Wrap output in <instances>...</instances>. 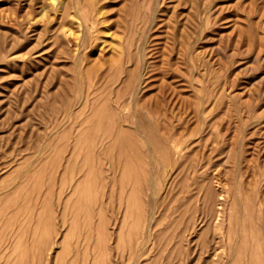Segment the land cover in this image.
<instances>
[{
    "label": "rangeland",
    "instance_id": "374dc122",
    "mask_svg": "<svg viewBox=\"0 0 264 264\" xmlns=\"http://www.w3.org/2000/svg\"><path fill=\"white\" fill-rule=\"evenodd\" d=\"M35 1L0 0V255L8 251L0 256V264L7 260V264H91L95 254L98 264H235L238 257V264H263L256 260H264V0H38L44 7ZM95 17L98 24L92 22ZM58 28L60 34H56ZM76 40L82 41L81 46L78 53H72ZM65 50H71L72 57ZM134 59L140 60L135 70ZM127 67L139 70L138 77L146 76L136 102H130L132 89L125 94L130 108L124 115L131 117L129 124L134 126L140 120L153 123L157 133L166 137L160 156L173 155L175 162L183 159L187 169L177 175L174 163L165 160L158 168L152 162L146 168L147 176L159 186L155 217L160 223L156 230L167 234L164 240L145 242L141 236L144 221L137 211L142 204L135 202L132 216L128 214L125 220L126 193L118 181L114 198L104 197L115 208H105L101 232L98 217L92 216L96 220L94 245V239L90 243L80 237L87 230L86 214L72 226L69 208L68 223L63 225L61 202L72 192L77 175L68 170L64 186L61 177L70 159L77 157L78 163H85L88 152L95 151L96 160L104 158L108 164L109 158L102 152L110 142L98 138V134L105 136L104 129L91 135V141L87 134L82 137V132L94 108L103 109L109 100L105 91L113 84L106 87L107 83L117 71L121 79L127 78ZM64 77L69 78L74 91L63 93L59 82ZM87 83H93L91 95L86 92ZM145 99L157 107L154 116L152 110L140 105ZM59 104H64L63 108ZM140 150L150 159L153 152L148 144ZM104 181L112 186L106 177ZM198 181L215 193L213 218L202 200L204 190L196 188ZM182 184H187L194 202L182 217L184 224L178 225L174 209L179 202L172 199V191L182 202L187 200L181 193ZM60 187L65 190L62 197ZM222 188L227 197L221 219H217L216 199ZM123 193L125 202L120 198ZM93 200H97L94 190ZM148 203L149 211L152 203ZM189 215L196 220L188 221ZM181 231L185 236L179 239ZM98 234L106 237L103 243L97 244ZM240 237L251 244L245 243L242 254ZM251 237L258 243L253 244ZM254 249L260 251L256 260L251 259Z\"/></svg>",
    "mask_w": 264,
    "mask_h": 264
},
{
    "label": "bare ground",
    "instance_id": "6f19581e",
    "mask_svg": "<svg viewBox=\"0 0 264 264\" xmlns=\"http://www.w3.org/2000/svg\"><path fill=\"white\" fill-rule=\"evenodd\" d=\"M40 1V0H39ZM43 1V0H42ZM55 1V0H54ZM53 1V2H54ZM57 1V0H56ZM55 1V2H56ZM61 2H64L63 0H60ZM60 1L58 2V3H60ZM33 2H34V0H33ZM35 2H37L38 3V0L37 1H35ZM57 3V2H56ZM39 4V3H38ZM45 4V3H44ZM51 4H52V1H51ZM63 3H61V5H62ZM41 4H39V6H40ZM43 5V4H42ZM41 5V6H42ZM47 6V5H46ZM45 6V7H46ZM64 6V5H63ZM161 6V5H160ZM43 7H44V5H43ZM161 8H163L162 6H161ZM68 9V8H67ZM64 10V9H63ZM65 12H66V10H64ZM68 11L69 10H67V13H68ZM100 11H101V9H100ZM64 13V12H63ZM98 14H99V12H97ZM101 13H103V12H100V14ZM75 14H77V13H75ZM96 15V16H99V15ZM63 15V14H62ZM68 15H70V12H69V14ZM72 16H73V14H72ZM75 16V15H74ZM77 17L79 18V16L77 15ZM63 18V17H62ZM96 19V17L95 18H93L92 19V22L93 23H97L98 24V22L96 21V20H98V17H97V19ZM60 20V19H59ZM62 20V19H61ZM60 20V21H61ZM48 21H49V18H48ZM55 21V20H54ZM59 21V22H60ZM64 20H62V22H63ZM50 22V21H49ZM53 22V21H52ZM48 23V22H47ZM51 23V22H50ZM50 23H48V24H50ZM53 24V23H52ZM55 24V23H54ZM58 24H60V23H58ZM63 24V23H62ZM49 26H51V25H49ZM60 26V25H59ZM63 27H65L64 25H62ZM97 26V25H96ZM52 27V26H51ZM55 27V26H54ZM63 27H61L60 26V29L61 28H63ZM99 27V26H98ZM66 28V27H65ZM54 29V28H53ZM69 29V28H68ZM93 29V28H92ZM52 30V29H51ZM55 30V29H54ZM90 30V29H89ZM48 31V30H47ZM56 31V30H55ZM58 32H56V34L58 33V34H60L59 33V28H58V30H57ZM68 31V30H67ZM69 31H71V30H69ZM92 32H94V31H92ZM50 33V32H49ZM69 33V32H68ZM72 33V32H71ZM71 33H70V35H71ZM55 34V33H54ZM51 35V34H50ZM52 36V35H51ZM61 36V35H60ZM55 37V36H54ZM69 37V36H68ZM71 37V36H70ZM81 37V36H80ZM77 38H78V36H77ZM59 39V38H58ZM61 39V38H60ZM71 40V39H70ZM69 40V41H70ZM75 40V39H74ZM79 40V39H78ZM84 40V39H83ZM59 41H61V40H59ZM72 41V40H71ZM82 42V41H81ZM81 42H79V41H75V47H73L72 45V47L73 48H75L74 49V51L72 52V53H75L79 48H80V46H81ZM27 43V42H26ZM53 43V42H52ZM70 43V42H69ZM72 43H74V42H72ZM62 44V43H61ZM60 44V45H61ZM71 44V43H70ZM83 44V43H82ZM56 45V44H55ZM63 46V48L65 47L64 46V42H63V44H62ZM66 45V44H65ZM83 46V45H82ZM61 47V48H62ZM15 48H16V46H15ZM67 48V47H66ZM65 48V49H66ZM72 48V49H73ZM83 48V47H82ZM263 48V47H262ZM261 48V50H260V55L262 54V52H263V49ZM56 50V49H55ZM63 50V49H62ZM76 50V51H75ZM68 51L69 53H66V52ZM64 51V53H66V54H71V50H65ZM80 51V50H79ZM61 52H63V51H61ZM81 52V51H80ZM79 52V54H81ZM85 52H87L86 50H85ZM77 53H78V51H77ZM58 55L60 54V53H57ZM55 55V54H54ZM61 55V54H60ZM76 55V54H75ZM131 56L133 55V54H130ZM65 56V55H64ZM83 56V55H82ZM58 57H61V56H58ZM68 57V56H67ZM66 57V58H67ZM71 57H72V54H71ZM73 57H74V54H73ZM130 57V56H129ZM57 58V57H56ZM77 58V57H76ZM132 59H133V57H132ZM131 59V60H132ZM39 60V59H38ZM79 60H81L80 59V57H79ZM82 60H83V57H82ZM135 60V59H134ZM3 61V60H2ZM39 61H41V60H39ZM136 62L137 61H140V60H135ZM37 62V61H36ZM130 61H127V63L128 64H130L129 63ZM38 63V62H37ZM65 63V62H64ZM138 63L139 62H137V63H135V64H133L134 65V70L135 69H137V68H139V65H138ZM127 64V65H128ZM34 65H36L35 64V62H34ZM138 65V67H136ZM31 66V65H30ZM68 66V65H67ZM67 66H66V68H67ZM70 66V65H69ZM83 67V66H82ZM82 67H81V69H82ZM59 68V67H58ZM88 68H89V66H88ZM88 68H86V70L88 69ZM125 68V67H124ZM133 68V67H132ZM179 68V67H178ZM177 68V69H178ZM60 69V68H59ZM127 73H126V75L125 74H123V75H125L127 78H125L124 77V79H121V76H119L118 74H119V71H117V73L115 72L114 74L115 75H113V78H112V81H110V83L108 82L107 83V86L106 87H108V85L109 84H113L111 87L112 88H104V89H106L107 91H105V93H106V98H108L109 100H105V102L103 103L104 105H103V109H102V107L101 106H96L95 108H94V110L92 111V113L90 114V116L87 118V120H86V123H85V127H84V125H82L84 128H85V131L84 132H82V135H83V133L84 134H87V137H89L88 139H89V141H91V138H90V136L91 135H95V134H98V131H100L102 128L104 129V131H102V134H104L105 136L104 137H101L102 135H100V137H99V134H98V138H100V139H102V138H107V140H108V142H110L109 143V146L105 149V150H103V156H106L107 158H109L108 159V164L107 165H105V159L104 158H98L97 160H96V158H95V151H92V152H94V153H89L88 152V156H87V158L89 159V160H83V161H85V163H78V161H76L77 160V157H75V158H73V159H70V161H68V163H67V165H66V167L64 168V174L62 175V177H61V185L62 186H64L65 184H66V180H67V171L68 170H72V171H74V173L77 175V180H76V182L74 183V185H72V188H73V190H72V192L65 198V200H64V202H61L60 204L61 205H63V213H62V222H63V225L64 226H66V224L68 223L67 222V211H69L70 212V210H68L69 208H71L72 209V221H70L71 222V224H72V226H75V225H78V223H80V221H79V218L82 216V215H84V218H85V214L87 215V219L85 220L86 221V228H87V230H86V232H85V234L83 233V235H81L80 237H82V238H85L86 240H88L90 243H92V240L94 239V245H95V238H94V223L96 222V220L94 221V219L95 218H92V216H93V214L95 215V216H97L98 217V224H97V229H98V232L102 229V227H103V225L105 224V217H104V210H105V208L106 207H109V206H112L113 207V209L115 208V204L113 203H111L110 201H107V200H105V195H109V196H107V199H108V197H110V198H114V191L116 190V189H118V188H115L116 187V185L115 184H117V182L119 181V183H120V187H122L121 189H122V192H124V193H126L125 194V196H126V203H127V211H126V215H125V220L127 221V217H128V214L129 215H131L132 216V214H133V206H134V203L136 202V203H140V204H142V208L140 209V210H138L137 211V217H139L140 218V220H142V221H144V224H143V228H144V230L143 231H141L142 233H140L141 234V236H143V238H144V240H145V242H149L150 240H152V239H154V238H156V239H162V237L165 235H162L163 233L161 232V230H159V231H157L156 230V228H157V226L159 225V223H160V221L158 220V221H156V217H155V215H156V206L157 205H159L160 204V202H159V186H158V184H157V182H155V180L152 178V177H150V175L149 176H147V167H148V165H150L151 164V162L154 164V166H158V164L161 162V161H164L165 160V162L167 161V162H173L174 164H172V168H174V169H176V171L175 172H177L178 171V173H177V175H179V174H181L182 172H184V171H186V169H187V163H186V161H184L183 159L181 160V161H179V162H175L174 161V157H173V155H162V156H160V154H162V152L160 153V151L163 149V147H165V145H166V137L165 136H161V135H159L158 133H157V131H156V129H155V127H154V124L153 123H148V122H150V121H148V122H146V123H144L143 122V120H140L139 122H137L136 124L135 123H133L134 124V126L133 125H131V124H129L130 123V121H131V117L129 116H127V115H124V111L126 110V109H128V108H130L129 106H130V104L129 103H126V100H125V94L127 93V91H129L130 89H132L133 91V93L131 92V94H133L134 95V97L132 98V101L130 100V102H136L137 101V97H138V95H139V93H140V91H141V89H143L142 88V86L141 85H143L142 84V82L144 81V80H142V78L145 76H143L142 78L141 77H138V75H137V73L139 72V70L138 71H135L134 72V70L133 69H131V68H128L127 67ZM145 69H146V66H145ZM31 70V69H30ZM29 70V71H30ZM67 69H65V71H66ZM83 70V69H82ZM85 70V71H86ZM142 70V69H141ZM148 70V69H147ZM179 70H180V68H179ZM149 72H150V70H148ZM63 72V71H62ZM112 72H113V70H112ZM124 72V71H123ZM126 72V71H125ZM137 72V73H136ZM144 73H145V71H143ZM166 72V71H165ZM165 72H164V76H165ZM178 72V71H177ZM181 72V71H180ZM99 73V72H98ZM105 73V72H104ZM142 73V72H141ZM167 73V72H166ZM174 73V72H173ZM107 74V73H106ZM105 74V75H106ZM146 74V73H145ZM149 74V73H148ZM148 74H146L147 76H149ZM176 74V73H175ZM179 74V73H178ZM180 74H182V73H180ZM120 75H122V74H120ZM137 75V76H136ZM177 75V74H176ZM69 76V75H68ZM73 76V75H72ZM71 76V77H72ZM96 76V75H95ZM98 76V75H97ZM100 76V75H99ZM151 76V75H150ZM153 76V75H152ZM167 76V75H166ZM57 77V76H56ZM71 77H70V79H71ZM90 77V76H89ZM105 78H106V76H104ZM146 77V76H145ZM63 78V77H62ZM97 78V77H96ZM102 78H103V76H102ZM102 78H100V79H102ZM193 78V77H192ZM40 79V78H39ZM55 79V78H54ZM93 79H94V77H93ZM190 79V78H189ZM47 80H49V79H47ZM92 80V79H91ZM148 80V79H147ZM149 80H151L150 79V77H149ZM50 82H51V79L49 80ZM54 82H55V80H53ZM73 81V80H72ZM88 81V80H87ZM93 81V80H92ZM135 81V82H134ZM47 82V81H46ZM46 82H45V86H48L50 83L49 82H47V83H49L48 85H46ZM77 82V81H76ZM86 82V81H85ZM135 84H134V83ZM144 82H146V81H144ZM150 82V81H149ZM53 83V82H52ZM59 84H60V86L61 87H63L64 89H63V93L65 92V91H68L69 89L71 90L72 89V91H74L73 90V88H71L70 86H71V83L69 82V78L68 79H66L65 77H64V79H62V82L60 83L59 82ZM62 84V85H61ZM72 84H74V83H72ZM101 84V83H100ZM104 84V83H103ZM134 84V85H133ZM145 84H147V85H149V83H145ZM53 85V84H52ZM55 85H57V84H55ZM95 85V84H94ZM132 85L134 86L133 88H132ZM76 87H77V84L75 85ZM87 86H89L88 88L89 89H87ZM87 86H86V89H87V93L88 94H90V93H92L93 94V83L90 85H88V83H87ZM100 86V85H99ZM102 86V85H101ZM104 86V85H103ZM103 86H102V89H103ZM145 87V86H144ZM148 87V86H147ZM147 87H145L146 89H147ZM58 88H60L59 86H58ZM97 88H99V87H97ZM97 88H95L94 89V91L97 89ZM144 88V89H145ZM148 88H150V86L148 87ZM75 89V88H74ZM62 90V89H61ZM57 91H58V89H57ZM57 91L55 92V93H57ZM101 91V90H100ZM99 92V91H98ZM102 92V91H101ZM59 93V92H58ZM57 93V94H58ZM130 93V92H129ZM141 93H143V91H141ZM99 94H101V93H99ZM98 94V95H99ZM113 94H114V97L113 98H111V99H113L112 101L110 100V97H112L113 96ZM131 94H130V96H131ZM54 95V94H53ZM52 95V96H53ZM59 96H60V93L58 94ZM91 95V94H90ZM143 95V94H142ZM147 95V94H146ZM86 96V98H87V96L89 97V95H85ZM96 96V95H95ZM103 96V95H102ZM49 97V96H48ZM56 97H57V95H56ZM61 97V96H60ZM66 97V96H65ZM71 97V96H70ZM105 97V96H104ZM144 97V96H143ZM148 97H149V95H148ZM62 98H63V96H62ZM130 98V97H129ZM145 98V97H144ZM146 98H147V96H146ZM51 99V101H52V99H54V98H50ZM57 99H60V98H57ZM56 99V100H57ZM66 99V98H65ZM73 99V98H72ZM94 99V98H93ZM127 99V98H126ZM143 99V98H142ZM149 99H151V96L149 97ZM167 99V98H166ZM128 100V99H127ZM163 100V99H162ZM46 101H48V100H46ZM94 101V100H93ZM144 102H141L140 103V105L141 106H143L144 108H149V110H152V115H153V113H155V110H156V108H154L153 106L155 105V104H153V106H152V103L149 105L148 103H146V99L145 100H143ZM149 101H151L152 102V100H149ZM148 101V102H149ZM154 101V100H153ZM167 101V100H166ZM171 101V100H170ZM54 104H56L55 102H54V100L52 101ZM89 102V101H88ZM163 102V101H162ZM47 103V102H46ZM45 103V104H46ZM51 103V102H50ZM52 103V105H54ZM76 103V102H75ZM84 103V102H83ZM155 103V102H154ZM166 102H164V104H165ZM168 103H169V99H168ZM167 104V103H166ZM47 105V104H46ZM49 105V104H48ZM60 106H61V108H63V106H64V104L63 105H61V104H59ZM58 105V106H59ZM72 105V104H71ZM73 105H74V102H73ZM138 105V104H137ZM157 105V104H156ZM75 106V105H74ZM77 106V105H76ZM80 106V105H79ZM134 106H135V104H134ZM158 106V105H157ZM171 106V105H170ZM173 106V105H172ZM68 107V106H67ZM70 107V106H69ZM159 107V106H158ZM161 107H163V106H161ZM165 107V106H164ZM53 108V107H52ZM52 108H50V109H52ZM55 108L56 109H58L56 106H55ZM60 108V109H61ZM89 108H91V107H89ZM93 108V107H92ZM91 108V109H92ZM134 108V107H133ZM132 108V109H133ZM166 108V107H165ZM73 109L74 108H72V109H70L69 111H70V113L73 111ZM77 109H78V107H77ZM162 109V108H161ZM166 109H168V108H166ZM102 110H104L105 111V114H106V116H105V118H103V111ZM129 110V109H128ZM145 110V109H144ZM147 110V109H146ZM158 110V109H157ZM165 110V109H164ZM164 110H162L163 112H164ZM51 111V110H50ZM67 111H68V109H67ZM67 111H63L65 114H66V112ZM81 110H79L78 111V113L80 112ZM84 111V110H83ZM87 111H88V107H87ZM52 112V111H51ZM53 112H54V110H53ZM62 112V111H61ZM61 112L59 113L60 115H61ZM82 112V111H81ZM80 112V113H81ZM90 111H88V113H89ZM166 112V111H165ZM163 113L164 115L166 114V113ZM68 113V112H67ZM73 113V112H72ZM156 113H158L157 111H156ZM63 114V113H62ZM69 114V113H68ZM126 114H128V112L126 113ZM130 114V113H129ZM134 114V113H133ZM162 114V115H163ZM57 116H59L58 114H56ZM159 115V114H158ZM154 116V115H153ZM152 116V117H153ZM87 117V116H86ZM85 117V118H86ZM151 117V116H150ZM164 117V116H163ZM133 118H135L136 119V117H133ZM153 119V118H152ZM165 119V118H164ZM84 120V119H83ZM84 120V121H85ZM149 120V119H148ZM134 122H136V121H134ZM80 123H82V124H84L83 122H80ZM79 124V123H78ZM81 126V125H80ZM81 129H82V127H81ZM80 129V127H79V130H81ZM83 130V129H82ZM101 134V133H100ZM160 134H161V132H160ZM141 135V136H140ZM96 136V135H95ZM142 136H144L145 138H143ZM82 137H85L84 135L82 136ZM92 137V136H91ZM97 137H95V144H96V139ZM110 138V139H109ZM81 140V138H79L78 137V139H77V141L79 142L80 140ZM106 140V139H105ZM105 140H104V142H105ZM106 140V141H107ZM82 141H85L84 139L82 140ZM100 141H102V140H100ZM77 142V143H78ZM81 142V141H80ZM79 142V143H80ZM103 142V141H102ZM82 143V142H81ZM80 143V144H81ZM84 143V142H83ZM82 143V144H83ZM87 143V142H86ZM91 143V142H90ZM80 144H76V145H80ZM147 144H148V146H150L151 147V151L153 152L152 154H151V157H150V159H146V157H145V154L144 153H142L141 151L142 150H140L141 149V147H143V146H147ZM106 145H107V143H106ZM91 146L92 147H94V144H92L91 143ZM96 149V148H95ZM79 153H81V152H79ZM77 156H78V154H77ZM80 156H81V154H80ZM79 157V156H78ZM96 157H97V155H96ZM105 157V158H106ZM190 161V160H189ZM81 162H82V160H81ZM189 164H191L190 162H188V165ZM191 166V165H190ZM158 168V167H157ZM188 168H189V166H188ZM159 170H160V168H159ZM176 175V176H177ZM106 177V180H108L109 181V183H111V187H108L107 186V184H106V182L104 181V178ZM188 177V176H187ZM187 177L186 178H183L184 179V182L186 181V179H187ZM91 180H94V184L92 185V187H94L93 189H92V187H91ZM182 182V181H181ZM183 183V182H182ZM97 184H99L98 186H96ZM118 185V184H117ZM184 185V186H183ZM186 185L187 184H182V191H181V193L183 192L184 193V197H186L187 198V200H185V201H183L182 202V200H180V199H182L181 198V196L180 195H178V194H175L173 191H172V199H174V202L175 203H177V202H179L177 205H176V207H175V211H174V214H176V223H178V225L180 224V223H183L184 224V221H186L184 218H182V217H184V216H186V212H188V209H190V205L192 204L191 202L193 201L194 202V200H191V197H192V194H188L189 193V188H187L186 187ZM197 186H196V188H197V190L199 191V192H202V190H204V193H203V201H204V203L206 204V208H208V210L207 211H209V213L210 214H208V213H206V214H208V216L210 215V216H212V218H213V215H212V211H213V204H215V198L213 197L214 196V192L211 190V188L210 187H208L205 183H203V182H197V184H196ZM106 186V187H105ZM118 186V187H119ZM107 187L108 188H110V189H107ZM61 189H60V192H59V195H60V197H62V195H64V192H65V190H64V188L63 187H60ZM115 189V190H114ZM93 190H94V198H95V200L96 201H94L93 200V202H92V192H93ZM173 190V189H172ZM96 191V192H95ZM118 190H116L115 192H117ZM197 191V192H198ZM98 192V193H97ZM100 192H102V194L103 195H101L100 197H101V199H100V197L98 196V194H100ZM95 193H97V194H95ZM120 193V192H119ZM124 193H123V196H120V198L122 197V201H124L125 199H124ZM201 194V193H200ZM199 194V195H200ZM197 195V194H196ZM199 195H197V196H199ZM227 195V193H226V189L224 188H222L221 189V191H220V193H219V195H218V198L216 199V203H217V208H216V214H215V216H214V218H217V219H221V215L223 214V210H224V206H225V203H226V196ZM88 197V198H87ZM98 197H99V199H98ZM196 196H194V198H195ZM196 198H198L199 199V197H196ZM88 199V200H87ZM110 200V199H109ZM152 203V206L149 208V209H151V210H147L146 209V207H147V204H149L148 202L149 201ZM191 200V201H190ZM99 201V202H98ZM111 201H113V199H111ZM121 201V200H120ZM121 201V202H122ZM120 202V203H121ZM125 202V201H124ZM93 203V204H92ZM191 203V204H190ZM125 204V203H124ZM126 205V204H125ZM193 206H194V204H193ZM170 207H172L173 208V205L172 206H170ZM93 208H94V213H93ZM168 208V207H167ZM194 208V207H193ZM192 208V209H193ZM191 209V210H192ZM197 209V208H196ZM205 209V208H204ZM131 210V211H130ZM170 210V208L168 209V212H170L169 211ZM206 210V209H205ZM130 211V212H129ZM172 211H173V209H172ZM190 211V210H189ZM193 211V213H194V211L195 210H192ZM197 211V210H196ZM168 212L166 211V213H164V215H163V217L164 216H166V214H168ZM194 215V214H193ZM189 216H191V217H188V218H191V220H188V221H192V219L193 218H195V217H193L192 215H189ZM205 216H207V215H205ZM187 217H185V218H187ZM202 218V217H201ZM207 218H209V217H207ZM183 219H184V221H183ZM194 220H196V218L194 219ZM194 220L192 221V222H194ZM183 221V222H182ZM175 224V223H174ZM185 224H188L187 222H185ZM189 224H191V222H189ZM188 224V225H189ZM180 225H182V224H180ZM188 225H187V227H188ZM247 225V224H246ZM145 226V227H144ZM177 226V225H176ZM194 225H192V228H195V227H193ZM195 226H196V224H195ZM251 226H252V224H251ZM249 227H250V225H249ZM142 228V229H143ZM173 228H174V225H173ZM172 228V229H173ZM178 228H179V226H178ZM181 228V227H180ZM188 228H190V227H188ZM176 230V227H175V229H174V232H176L175 231ZM190 230H191V228H190ZM195 230V229H194ZM232 230V229H231ZM168 231V230H167ZM169 231H171V229H169ZM168 231V232H169ZM186 231V230H185ZM184 231V232H185ZM205 231V230H204ZM101 232V231H100ZM178 232V231H177ZM182 232V231H181ZM179 233V234H177V233H175V234H177V235H179L180 237H179V239L181 238H183L185 235H184V232H182V233ZM192 232H193V230H192ZM191 232V233H192ZM164 233H167L166 231L164 232ZM248 233H250V232H248ZM171 234L173 235V237L172 238H174L175 239V237H174V234H173V232L171 231ZM203 234V233H202ZM247 234V233H246ZM245 234V235H246ZM256 234V233H255ZM260 233H258V235H259ZM167 235V234H166ZM165 235V236H166ZM204 235V234H203ZM257 235V234H256ZM257 235V236H258ZM247 236H248V234H247ZM246 236V237H247ZM251 236V235H250ZM241 237H243V236H241ZM240 237V238H241ZM245 237V238H246ZM255 237V236H254ZM253 237V238H254ZM98 239H97V244H100V243H103L104 242V240H105V236L103 235H101V234H98V237H97ZM164 238L165 237H163V240H164ZM169 238H171V235H170V237ZM168 238V239H169ZM171 238V239H172ZM239 238V237H238ZM244 238V237H243ZM244 238V239H245ZM248 238V237H247ZM253 238L251 237V242L253 241ZM170 239V240H171ZM256 239H257V237H256ZM255 239V240H256ZM162 240V241H163ZM169 240V241H170ZM173 240V239H172ZM240 240H242V238L240 239ZM247 240H249V238L247 239ZM168 240H166V245H167V242ZM206 241V240H205ZM204 241V242H205ZM246 241V240H245ZM261 241V240H260ZM218 242H219V240H218ZM247 242V243H246ZM245 243L246 244H248V241H246ZM257 242V241H256ZM255 242V243H256ZM170 243V242H169ZM220 243V242H219ZM239 243H240V241H239ZM245 243H243V240H242V245L241 244H239L241 247H239V251H241V250H243V248L246 246L245 245ZM253 243V242H252ZM255 243H253V244H255ZM258 243V242H257ZM232 244V243H231ZM230 244V248H232V250L233 251H235L234 249H235V246H234V244H232L231 245ZM260 244H262L261 242H260ZM259 244V245H260ZM248 245H251V244H248ZM263 245H264V241H263ZM263 245L261 246V249H263ZM218 246H220V245H218ZM243 246V247H242ZM254 246V245H253ZM252 246V247H253ZM179 247V245L176 247V248H178ZM207 247V246H206ZM216 247H217V245H216ZM249 247V246H248ZM246 248H247V246H246ZM245 248V249H246ZM257 248H258V246H257ZM260 248V247H259ZM253 249V248H252ZM260 249V250H261ZM194 250H195V248H194ZM205 250H209V246H208V248H206ZM246 251H248V249H246ZM8 251H4V253L2 254V255H0L1 257H4V256H6V253H7ZM252 252V251H251ZM257 252H258V249H257V251L254 249L253 250V255L252 256H254V258H251V259H253V260H256V258H257ZM260 252V251H259ZM258 252V253H259ZM218 254H220L219 252H217ZM236 253V252H235ZM234 253V254H235ZM241 254H242V251L240 252ZM240 253L239 252H237V255L239 254L240 255ZM244 253H245V251H244ZM95 254V253H94ZM232 254V253H231ZM246 254V253H245ZM262 254V253H261ZM233 255V254H232ZM236 255V254H235ZM238 255V256H239ZM247 255V254H246ZM260 255V254H259ZM237 256V257H238ZM244 256V255H243ZM261 257H263L262 255H261ZM239 258V257H238ZM237 258V259H238ZM247 258V257H246ZM249 258H250V256H249ZM7 259V258H6ZM237 259L236 260H234L233 262L235 263V264H238V263H236L235 261H237ZM240 259H241V255H240ZM263 259V258H262ZM70 260V263H73L74 262V260H72V259H69ZM68 260V261H69ZM243 260V259H242ZM241 260V261H242ZM262 261V263L264 264V260H261V259H257L256 261ZM10 261V260H9ZM7 262H8V260L4 263V264H7ZM244 262V261H243ZM253 262H255V261H253ZM248 263V262H247ZM91 264H98V259H96V254H95V256H94V259L92 260V263ZM239 264H241V263H239ZM243 264H245V262L243 263ZM252 264V263H251ZM254 264H256V262L254 263Z\"/></svg>",
    "mask_w": 264,
    "mask_h": 264
}]
</instances>
